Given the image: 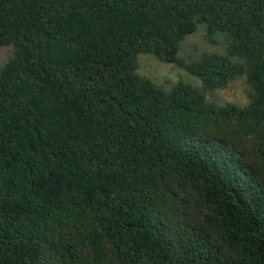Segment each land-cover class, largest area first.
Wrapping results in <instances>:
<instances>
[{
    "label": "trees",
    "instance_id": "16d2710c",
    "mask_svg": "<svg viewBox=\"0 0 264 264\" xmlns=\"http://www.w3.org/2000/svg\"><path fill=\"white\" fill-rule=\"evenodd\" d=\"M3 48L0 264H264V0H0Z\"/></svg>",
    "mask_w": 264,
    "mask_h": 264
},
{
    "label": "rangeland",
    "instance_id": "374dc122",
    "mask_svg": "<svg viewBox=\"0 0 264 264\" xmlns=\"http://www.w3.org/2000/svg\"><path fill=\"white\" fill-rule=\"evenodd\" d=\"M227 44L216 38V43L206 39V28L199 25L197 31L188 36L181 44L179 53L180 58H196L203 53L206 54H225ZM12 54L11 48H3L0 51V68L8 61ZM137 73L140 76L150 79L157 86L169 91L179 82L190 84L194 87L201 86V80L190 75L186 70L175 64H166L160 62L152 54H143L139 56V68ZM247 86L244 77L234 79L231 84L222 90H216L208 95L210 101L220 105L233 103L243 106L247 103Z\"/></svg>",
    "mask_w": 264,
    "mask_h": 264
}]
</instances>
